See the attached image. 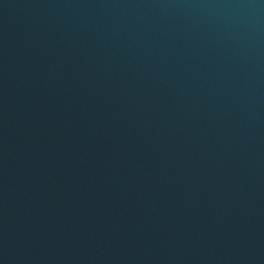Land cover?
I'll return each instance as SVG.
<instances>
[{
	"label": "water",
	"instance_id": "obj_1",
	"mask_svg": "<svg viewBox=\"0 0 264 264\" xmlns=\"http://www.w3.org/2000/svg\"><path fill=\"white\" fill-rule=\"evenodd\" d=\"M0 264H264V0H0Z\"/></svg>",
	"mask_w": 264,
	"mask_h": 264
}]
</instances>
